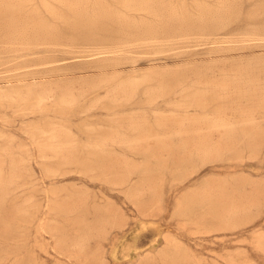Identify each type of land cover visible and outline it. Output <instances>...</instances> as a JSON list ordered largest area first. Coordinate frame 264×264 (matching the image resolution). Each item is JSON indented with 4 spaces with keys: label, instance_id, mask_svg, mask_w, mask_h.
<instances>
[{
    "label": "rangeland",
    "instance_id": "374dc122",
    "mask_svg": "<svg viewBox=\"0 0 264 264\" xmlns=\"http://www.w3.org/2000/svg\"><path fill=\"white\" fill-rule=\"evenodd\" d=\"M11 1L0 0V264H264V60H260L264 58V0H159L161 7L166 3L175 7V14L181 13V17L195 19L208 11L211 15L205 16L227 17L216 35L206 36L193 29L182 35L174 32L160 41L146 39L143 34L155 15L128 11L122 0H86L80 15L90 13L81 19L72 8L56 0H42L43 4L41 0H27L17 6ZM44 3L52 7L47 9ZM37 6L39 13L43 11L41 16ZM57 8L58 12L54 11ZM99 9L112 14L106 11L108 18L94 20L90 14ZM65 12L72 18L65 17ZM24 22L32 25L25 27ZM42 30H52L51 37ZM21 32L27 33V41L21 39L26 36ZM19 39L25 40L23 44ZM38 41L45 43L38 45ZM187 67L196 73L201 71L202 78L210 82L227 79L235 68L260 79L226 93L201 84L204 87L197 90L207 93L201 105H196L201 109L193 110L185 109L179 93H169L148 104L143 90L152 87V80H140L129 106L122 100H110L102 84H96L102 80L117 84L124 79H140L141 74L154 70ZM223 70L227 73L222 74ZM221 94L227 95L222 98ZM66 95H72L69 99L74 103L60 100ZM229 95L234 97L230 99L232 104ZM227 103L229 108L224 107ZM120 114L141 120L140 147L127 149L108 140L117 129L132 134L129 126L122 128V122L116 120ZM188 116L202 120L209 116L203 121L207 124L211 117V123L243 124L247 135L236 133L225 138L214 133L212 144L219 148L218 155L215 151L212 157L208 156L213 152L197 154L192 139L165 137Z\"/></svg>",
    "mask_w": 264,
    "mask_h": 264
},
{
    "label": "bare ground",
    "instance_id": "6f19581e",
    "mask_svg": "<svg viewBox=\"0 0 264 264\" xmlns=\"http://www.w3.org/2000/svg\"><path fill=\"white\" fill-rule=\"evenodd\" d=\"M26 1L27 0H18V1H16V0H12L11 2H14L15 3V5H16V3H19L18 5H20V3L22 4V3H25L26 4ZM52 1V0H51ZM56 1H58V3H60V4H63V5H65L66 7L67 6H69L70 8H72L71 9V11L72 10H74L75 12H77V14H81V11L84 9V5H85V3H86V0H56ZM162 1V0H161ZM161 1H159V0H122L121 1V3H122V5H123V7H125L126 8V10L128 9V11H131V10H135L136 11V13H137V11L138 12H147V14L150 12L151 14L153 13L154 15H155V19H154V22L152 23H147V24H151L150 25V27H147V29H145L144 31H143V34L145 35V38L146 39H149V40H153V41H160V40H163V39H165V38H169V36H171L172 35V33H179L180 35H182V34H186V33H188L189 31H191V30H193V29H196V30H198V31H200L201 32V34H203V35H206V36H209V35H216L217 34V32L221 29V28H223L224 27V25L227 23V21H225L226 20V15H224L225 17V19H223V18H221L222 17V15L220 16L219 14H220V12L218 13V15L220 16V18L219 17H212V16H205V14H210L211 15V13H201V14H204V16L202 15V16H200V17H197V18H185V17H181V13L179 14L178 12V16L175 14V12H176V9H174V8H172V7H170L169 5H166L165 3V5H163L162 3H163V1H162V5H163V7H161L160 6V2ZM236 1V0H235ZM2 2V1H1ZM41 2H42V0H41ZM44 2H47V0L45 1L44 0ZM52 2H54V0L52 1ZM100 1H98V3H99ZM165 2V1H164ZM228 3H229V0L227 1ZM232 2V1H231ZM234 2V1H233ZM49 3V2H48ZM56 3V2H55ZM228 3H226V4H228ZM25 4H23V5H25ZM28 4H29V1H28ZM27 4V5H28ZM42 4H43V2H42ZM90 4V3H89ZM102 4V3H101ZM230 4H232V3H230ZM234 4V3H233ZM12 5H14V4H12ZM22 5V6H23ZM44 5H47V9H50V8H48V6H50V7H52V5H48L47 3H44ZM62 5V6H63ZM104 5H106V4H104ZM121 5V6H122ZM17 6V5H16ZM21 6V7H22ZM26 6V5H25ZM59 6H61V5H59ZM58 6V7H59ZM99 6V5H98ZM100 6H102V5H100ZM107 6V5H106ZM110 6V5H109ZM169 6V7H168ZM228 6H230V5H228ZM232 6V5H231ZM230 6V7H231ZM235 6V5H234ZM7 7H9V5L7 6ZM12 7V6H11ZM19 7V6H18ZM24 7V6H23ZM27 7V6H26ZM45 7V6H44ZM108 7V6H107ZM106 7V8H107ZM230 7H228L229 9H230ZM237 7V6H236ZM14 8V7H13ZM16 8V7H15ZM14 8V9H15ZM20 8V7H19ZM37 9H38V6L36 7ZM54 8V7H53ZM55 8H56V6H55ZM62 8H65L64 6L62 7ZM68 8V7H67ZM86 8V7H85ZM87 8H88V6H87ZM103 8V7H102ZM102 8H100V9H102ZM226 8H227V5H226ZM46 9V10H47ZM100 9H99V11H92V14H90V15H92L91 17H93L94 18V20H95V18L98 20V19H101V18H104L106 15H107V12L109 11V10H106V9H103V10H101L100 11ZM110 10H111V8H109ZM228 9V10H229ZM10 10H11V8H10ZM13 10V9H12ZM23 11H24V9H22ZM22 10H20V12L22 13ZM41 10V9H40ZM54 10V9H53ZM58 10V8L57 9H55L54 11H57ZM85 10V9H84ZM84 10H83V12H84ZM98 10V9H97ZM204 10V9H203ZM223 10H225V9H223ZM235 10V9H234ZM260 10H262L261 8H260ZM259 10V12L261 13V11ZM34 11H35V8H34ZM34 11H31V12H33L34 13ZM42 11V10H41ZM50 11V10H49ZM52 11V10H51ZM66 11V10H65ZM69 11V10H68ZM89 11V10H88ZM87 11V12H88ZM107 11V12H106ZM113 11V10H112ZM111 11V12H112ZM201 11V10H200ZM220 11H221V9H220ZM227 11V10H226ZM15 12H16V10H15ZM19 12V14H21ZM27 12V11H26ZM25 11H24V14H27V15H29L28 13H26ZM29 12V11H28ZM31 12H29V13H31ZM38 13H39V9H38V11H37ZM36 12V13H37ZM43 12V11H42ZM41 12V13H42ZM47 12H48V10H47ZM58 12V11H57ZM61 12H62V10H61ZM86 12V11H85ZM117 12V11H116ZM126 12V11H125ZM141 12V13H142ZM143 12V13H144ZM180 12V11H179ZM203 12H205V10L203 11ZM212 12V11H211ZM214 13H215V11H213ZM221 12H225V11H221ZM230 12V11H229ZM231 12H232V10H231ZM4 13V12H3ZM8 13V12H7ZM11 13V12H10ZM9 13V14H10ZM13 13V12H12ZM11 13V14H12ZM18 13V12H17ZM32 13V14H33ZM41 13H39V15L41 14ZM56 13V12H55ZM66 13V15H67V12H65ZM71 13V12H70ZM88 13H90V12H88ZM88 13H86L87 15H88ZM113 13H115L114 11H113ZM141 13H139V14H141ZM183 13H185V12H183ZM213 13V14H214ZM216 13H217V10H216ZM215 13V14H216ZM256 13V12H255ZM254 13V14H255ZM10 14V15H11ZM31 14V15H32ZM35 14V13H34ZM49 14V13H48ZM51 14V13H50ZM61 14V13H60ZM72 14H74V13H72ZM85 14V13H84ZM83 14V15H84ZM85 14V15H86ZM108 14H112V13H110V11L108 12ZM120 14V13H119ZM150 14V15H151ZM187 14V13H186ZM212 14V15H213ZM257 14V13H256ZM263 14V13H262ZM261 14V15H262ZM16 15V14H15ZM43 15H45V14H43ZM47 15V14H46ZM52 15H53V20H54V13L52 12ZM65 14L63 13V16H64ZM65 15V17H67L68 18V16L69 15H71V14H69V15H67L66 16ZM82 15V16H83ZM118 15V14H117ZM129 15V14H128ZM143 15V14H142ZM184 15V14H183ZM194 15V14H193ZM229 15H233V13L232 14H229ZM5 16H6V14H5ZM34 16V15H33ZM41 16V15H40ZM39 16V17H40ZM55 16H57V15H55ZM60 16V15H59ZM75 16V15H74ZM81 15L79 16V18L78 19H81L80 17H82ZM120 16V15H119ZM198 16V15H197ZM214 16V15H213ZM228 16V15H227ZM256 16H259V14L258 15H256ZM7 17V16H6ZM5 17V18H6ZM11 17H13V15L11 16ZM31 17V16H30ZM44 16H42V18H43ZM62 17V16H61ZM60 17V18H61ZM70 18H72L71 16H69ZM89 17V16H88ZM126 17V16H125ZM190 17V16H189ZM10 18V17H9ZM42 18H40V23L42 22L41 21V19ZM45 18V17H44ZM47 18V17H46ZM56 18V17H55ZM59 17H57L56 19L57 20H59L58 19ZM66 18V19H67ZM107 18H108V15H107ZM120 18V17H119ZM152 18V17H151ZM228 18H230V17H228ZM253 18H255L254 16H253ZM258 18V17H257ZM4 19V18H3ZM7 19H8V17H7ZM13 19H16V18H14L13 17ZM12 19V20H13ZM26 19H28V18H26ZM48 20H49V18H47ZM46 19V20H47ZM69 19V18H68ZM84 19H86V17L84 18ZM91 20L92 18H88V20ZM106 19V18H105ZM113 19H114V17H113ZM117 18L115 17V20H116ZM5 20V19H4ZM44 20V19H43ZM72 20V19H71ZM70 20V21H71ZM110 20V19H109ZM121 20H122V22H123V16L121 15ZM125 20H126V18H125ZM14 21H16V20H14ZM27 21V20H26ZM45 21V20H44ZM64 21V20H63ZM67 21V20H66ZM70 21L68 22V23H70ZM78 20L76 19V23L78 24V22H77ZM81 21V20H80ZM82 21H86L87 22V20H82ZM120 21V20H119ZM118 21V23H120ZM128 21V20H127ZM9 22H12V21H10V19H9ZM23 22V21H22ZM29 21H27V24H29L28 23ZM32 22V21H31ZM31 22H30V25H32L31 24ZM37 22V21H36ZM60 22H61V20H60ZM74 22V21H73ZM121 22V23H122ZM13 23V22H12ZM11 23V24H12ZM19 23H21V22H19ZM26 22H24V24L23 25H25V27H26V25L27 24H25ZM33 23V22H32ZM46 23V22H45ZM44 23V24H45ZM52 23V22H51ZM53 23H55V22H53ZM62 23V22H61ZM67 23V22H66ZM65 23V26L67 25ZM81 23V22H80ZM91 23H92V20H91ZM91 23H87V25L88 24H90V25H92ZM94 23H95V21H94ZM93 23V24H94ZM107 23H109V22H107ZM3 24H5V22H3ZM6 24H8V21H7V23ZM57 24V23H56ZM84 24L85 23H83V25H79V27L81 26H84ZM104 24V23H103ZM123 24V23H122ZM122 24H120V25H122ZM128 25H130L129 23H127ZM2 25V24H1ZM13 25V24H12ZM15 25V24H14ZM29 25V26H30ZM33 25H35L34 23H33ZM40 25V24H39ZM38 25V26H39ZM43 25V24H42ZM45 25H47V24H45ZM51 25V24H50ZM54 26H55V24H53ZM52 25V26H53ZM68 25H70V24H68ZM86 25V26H87ZM95 25V24H94ZM112 25V24H111ZM111 25H110V27H111ZM124 25H126L125 23H124ZM127 25V26H128ZM260 25H261V23H260ZM263 25V24H262ZM10 26V25H9ZM17 26V25H16ZM15 26V27H16ZM28 26V25H27ZM28 26V27H29ZM52 26H51V28H52ZM85 26V27H86ZM93 26V25H92ZM103 26V25H102ZM105 26V25H104ZM132 26V25H131ZM147 26V25H146ZM257 26V25H256ZM259 26V25H258ZM1 27H4L5 28V25L3 26H1ZM6 27H7V25H6ZM14 26H13V28H15ZM20 27H22V26H20ZM24 27V26H23ZM35 27H37V26H35ZM40 27V26H39ZM69 27V26H68ZM70 27H72L71 25H70ZM76 26H74V28H75ZM77 27H78V25H77ZM84 27V28H85ZM90 27V26H89ZM94 27V26H93ZM92 27V28H93ZM99 27V26H98ZM97 27V28H98ZM113 27H115V26H113ZM12 28V27H11ZM32 28H34L33 26H32ZM87 28V27H86ZM123 28H127L128 29V27H123ZM137 28V27H136ZM256 28H258V27H256ZM16 29V28H15ZM18 29H19V27H18ZM25 29V28H24ZM26 29H28V28H26ZM30 29V28H29ZM41 29H42V27H41ZM40 29V30H41ZM54 29V28H53ZM52 29V30H53ZM55 29H56V26H55ZM54 29V30H55ZM58 29H60L59 27H58ZM69 29V28H68ZM79 29V28H78ZM82 30H84V33L85 32H87V31H85V29H83V28H81ZM91 29V28H90ZM104 29V28H103ZM115 29V28H114ZM119 29V28H118ZM13 30V29H12ZM31 30V29H30ZM34 30V29H33ZM40 30H39V32H40ZM48 30H50L49 28H48ZM52 30L49 32H46L47 31V29H46V31L45 30H42L43 32H46V35H49V33H51L52 32ZM100 30V29H99ZM98 30V31H99ZM102 30V29H101ZM129 30V29H128ZM138 30V29H137ZM257 31L259 30V29H256ZM6 31V30H5ZM10 30H7L6 32H9ZM18 31V30H17ZM17 31H15V32H17ZM21 31V30H20ZM26 31V30H25ZM25 31H23V32H25ZM41 31V32H42ZM58 31H61V30H58ZM71 31H72V29H71ZM76 31V30H75ZM74 30H73V32H75ZM79 31V30H78ZM77 31V32H78ZM96 31V30H95ZM94 31V32H95ZM108 31V30H107ZM106 31V32H107ZM117 31V30H116ZM135 31V30H134ZM139 31V30H138ZM13 32V31H12ZM19 32V31H18ZM27 33H30V32H32V31H29V30H27L26 31ZM38 32V31H37ZM38 32V33H39ZM65 32V31H64ZM89 32H90V30H89ZM92 32V31H91ZM102 32H104L103 30H102ZM112 32V31H111ZM114 32H115V30H114ZM119 32V31H118ZM121 32V31H120ZM125 32V31H124ZM124 32H122V33H124ZM137 32V31H136ZM260 32H261V29H260ZM10 33H11V31H10ZM10 33H8V34H10ZM14 33V32H13ZM20 33V32H19ZM26 33V34H27ZM36 33V32H35ZM48 33V34H47ZM53 33H54V31H53ZM55 33H56V31H55ZM58 33H60V32H57V36H58ZM68 33V32H67ZM125 33H127V32H125ZM124 33V34H125ZM207 33V34H206ZM21 34L24 36V35H26L25 33L23 34L22 32H21ZM20 34V35H21ZM32 34H33V32H32ZM62 35L64 34L63 32L61 33ZM68 34H70V33H68ZM96 34V33H95ZM100 34H102V33H100ZM110 34V33H109ZM113 34V33H112ZM11 35V34H10ZM9 35V36H10ZM13 35V34H12ZM11 35V36H12ZM19 35V34H18ZM29 35V34H28ZM38 35V34H37ZM40 35V34H39ZM42 33H41V38H42ZM55 35V34H54ZM60 35V34H59ZM75 35V34H74ZM77 35V34H76ZM79 35V34H78ZM83 35V34H82ZM87 35V34H86ZM85 35V36H86ZM89 35V34H88ZM90 35H92V33H90ZM99 35V34H98ZM32 36V35H31ZM50 36V35H49ZM53 36V35H52ZM71 36V35H70ZM104 36V35H103ZM5 37H6V33H5ZM13 37H15V35L13 36ZM19 37V36H18ZM17 37V38H18ZM34 37H36L35 35H34ZM39 37V36H38ZM37 37V38H38ZM43 37H47V36H43ZM51 37V36H50ZM64 37H65V35H64ZM78 37V36H77ZM98 37V36H97ZM105 37V36H104ZM103 37V38H104ZM106 37H108V36H106ZM114 37V36H113ZM12 38V37H11ZM33 37H31V40H33L32 39ZM40 38V39H41ZM71 38V37H70ZM74 38V37H73ZM71 39V40H74V39ZM82 38V40H84V38L83 37H81ZM80 38V39H81ZM90 38V37H89ZM7 39H10V38H8V36H7ZM21 39H25L26 41H27V35L26 36H24V38H21ZM29 39V38H28ZM47 39V38H46ZM46 39H43L44 41L46 40ZM59 39V37L57 38V40ZM63 39V41H67V39H64V38H62ZM61 39V40H62ZM102 39V38H101ZM12 40H16V39H14V38H12ZM20 40V39H19ZM25 40H23V41H25ZM34 40H35V38H34ZM36 40H38V39H36ZM35 40V41H36ZM54 40H56V37L54 38ZM53 40V41H54ZM69 40V39H68ZM70 40V41H71ZM167 40V39H166ZM21 42H22V44H23V41L22 40H20ZM19 41V42H20ZM30 42L29 40H28V42H30V43H37V42ZM47 41V40H46ZM75 41H77V38L75 39ZM43 42V41H42ZM41 42V43H42ZM47 42H49V41H47ZM51 42V41H50ZM74 42V41H73ZM169 42V41H168ZM29 43V44H30ZM38 43H40L39 41H38ZM38 44V45H43V43H45V42H43L42 44ZM59 43H60V45H61V41H59ZM27 43H24V45H26ZM52 44H53V42H52ZM51 44V45H52ZM55 44H57V42L55 43ZM54 44V45H55ZM28 45V44H27ZM26 45V46H27ZM33 45V44H32ZM37 45V46H38ZM47 45V44H46ZM50 45V44H49ZM57 45H59V44H57ZM28 46H30V45H28ZM36 46V47H37ZM31 47V46H30ZM26 48H28V47H26ZM31 49V48H30ZM100 50H102V49H100ZM86 53V52H85ZM263 57V56H262ZM257 58H260V57H257ZM256 58V59H257ZM249 60V59H248ZM258 60V59H257ZM260 60H264V58H260ZM259 60V61H260ZM231 61V60H230ZM234 62H235V60H233ZM233 61H231V63L233 62ZM250 61V60H249ZM253 61H254V58H253ZM261 61V62H262ZM237 62H238V60H237ZM243 62V61H242ZM241 62V63H242ZM251 62V61H250ZM249 62V63H250ZM257 62V61H256ZM255 62V63H256ZM264 62V61H263ZM254 63V64H255ZM238 64V63H237ZM246 64H247V61H246ZM241 65H243V63L241 64ZM249 65V67H250V64H248ZM259 65V63H257V66ZM261 65V64H260ZM264 65V63L262 64V66ZM230 66H232V65H230ZM245 66H247V65H245ZM245 66H244V68H245ZM257 66H254V67H256L257 68ZM238 67H240V65L238 66ZM243 67V66H242ZM251 67H252V65H251ZM253 67V68H254ZM261 67V66H260ZM264 67V66H263ZM235 68V67H234ZM262 68V67H261ZM261 68L259 69V67L257 68V69H259L260 71H261ZM168 69V68H167ZM232 69V68H231ZM236 69V68H235ZM234 69V71H233V75H228V77H227V79H224V80H221V81H216V82H210V81H205L203 78H202V72L201 71H199V72H197V74H199V79L197 80V82L199 83V84H202V85H204L205 83H207L208 84V86L210 87V86H213V87H218V88H220V91H221V89L226 93V91H228L229 89H231L232 87H238V88H240V87H242L243 86V84L242 83H247L248 81H249V84H251L250 82L252 81V79L255 77V75H253L254 77H252L251 75H249V73L250 72H247V70L245 71V70H243V68L242 69H240V68H238V69H236L235 70ZM247 69V68H246ZM263 69V68H262ZM159 70V69H158ZM169 70V69H168ZM178 70V69H177ZM177 70H174V69H172V70H169V71H167V72H158V71H156V72H154L153 70V73L151 72V73H147V74H144V75H140V76H142L140 79H137V80H130V78H129V80L127 81V79L125 80L124 79V81H126V82H124L123 80V82L122 83H118L117 82V84H115L114 82H112V81H110V80H102L101 82H97L96 84H102V87L104 88V89H106V95H110L111 96V98L112 99H110V100H113V101H117L118 102V100H122V101H124V103H126L128 106H129V104H131L132 102H134V100H133V98H134V96L136 95V93H137V90H138V86H139V83H140V80L141 81H145L146 83L148 82L147 80H149V82L148 83H150L151 81L150 80H152V82H153V85H152V87H150L147 91H145V90H143V92L145 93L146 92V94H145V97L147 96V100L149 101H147L146 99V101H147V103L149 104L151 101H153V102H155V100H157V99H160L161 97H163V96H165V95H167V94H169V93H171L174 89H180V91H182L181 93H184V95L185 96H183V98H185V99H183V101H182V104L184 105V106H186V107H193V106H196V105H201V102H203V99H205L204 97V93H207V92H204V93H202L201 91H193L194 90V88H192L193 87V85L190 83V82H188V80H190V79H188V80H186L185 79V76H186V73L185 72H181V73H176V71ZM251 70V69H250ZM249 70V71H250ZM256 70V69H255ZM147 71H149V70H147ZM162 71V70H161ZM166 71V70H165ZM208 71V70H207ZM207 71L206 72H204V73H206L207 74ZM224 71V70H223ZM226 71V70H225ZM224 71V73H222V74H226L227 72H225ZM247 72V73H245V72ZM260 71H258L257 73H259ZM150 72V71H149ZM178 72V71H177ZM229 72V71H228ZM252 72H256V71H254V69H253V71ZM143 73H145V72H143ZM264 73V72H263ZM133 74H135V73H133ZM132 74V75H133ZM139 74V73H138ZM205 74V75H206ZM232 74V73H231ZM251 74V73H250ZM253 74V73H252ZM260 74V73H259ZM261 75V74H260ZM260 75H258V76H260ZM113 76V75H112ZM112 76H110V78L112 77ZM131 76V75H130ZM136 76V75H135ZM169 76H171V77H169ZM207 76V75H206ZM205 76V77H206ZM105 78H107L106 76H104ZM114 77V76H113ZM127 77V76H126ZM169 77V78H168ZM211 77V76H210ZM101 78V77H100ZM119 78V77H118ZM123 78V77H122ZM121 78V79H122ZM197 78H198V76H197ZM196 78V79H197ZM224 78H226V77H224ZM256 79H260V77L259 78H257L256 77ZM256 79H253V82H255L254 80H256ZM217 80V79H216ZM245 80H246V82H245ZM91 81H92V79H91ZM90 81V82H91ZM94 81V80H93ZM96 81V80H95ZM114 81V80H113ZM193 82V81H192ZM195 82V81H194ZM193 82V83H194ZM88 83V82H87ZM143 83V82H142ZM146 83H143L144 85L146 84ZM196 83V82H195ZM257 83H259L258 81H257ZM257 83H255V84H257ZM261 83V82H260ZM263 83V82H262ZM85 84V83H84ZM93 84V83H92ZM143 84H140V85H142L143 86ZM248 84V83H247ZM254 84V83H253ZM264 84V83H263ZM88 85V84H87ZM86 85V86H87ZM242 85V86H241ZM258 86L260 85V84H257ZM148 86V85H147ZM196 86H197V83H196ZM200 86V85H199ZM244 86H246V85H244ZM253 86V85H252ZM37 87V86H36ZM91 87H92V85H91ZM99 87V86H98ZM140 87V86H139ZM145 87V86H144ZM201 87H204V86H201ZM260 87V86H259ZM13 88V87H12ZM42 88H43V86H42ZM147 88V87H146ZM193 90H192V89ZM215 88V89H216ZM218 88L216 89V90H218ZM249 88H251V87H249ZM253 88V87H252ZM251 88V89H252ZM261 88H263V87H261ZM27 89V88H26ZM44 89V88H43ZM244 89H246V88H243V90ZM256 89V88H255ZM258 89V88H257ZM257 89H256V92H257ZM260 89V88H259ZM264 89V88H263ZM5 90V89H4ZM7 90V89H6ZM19 90V89H18ZM97 90V89H96ZM100 90V89H99ZM211 90V89H210ZM214 90V89H213ZM249 90V89H248ZM11 91V90H10ZM13 91V90H12ZM15 91V90H14ZM21 91H23V90H21ZM185 91V92H184ZM202 91H204V89H202ZM232 91V90H231ZM230 91V92H231ZM237 91V90H236ZM247 91V90H246ZM250 91V90H249ZM252 91V90H251ZM260 91V90H259ZM3 92V91H2ZM28 92H30V91H28ZM219 92V91H218ZM229 92V93H230ZM241 92V91H240ZM244 92V91H243ZM243 92H241V93H243ZM248 92V91H247ZM262 92V91H261ZM6 93H8V92H6ZM11 93V92H10ZM13 93H15V92H13ZM17 93H19L20 94V92H17ZM45 93V92H44ZM178 93V92H177ZM220 93H222V91L220 92ZM232 93V92H231ZM234 93H236L235 91H234ZM254 93H255V91H254ZM3 94H4V97H5V93L3 92ZM23 94V93H22ZM28 95H29V93H27ZM215 94V93H214ZM217 94V93H216ZM219 94V93H218ZM228 94V93H227ZM227 94H225L224 96H222L223 94H221V95H219V96H221L222 98H224ZM247 94V93H246ZM258 94V93H257ZM1 95V97L3 98V96H2V94H0ZM7 95V94H6ZM17 95V94H16ZM28 95H27V97H28ZM37 95H40V94H37ZM62 95V94H61ZM68 95H69V93H68ZM73 95V94H72ZM72 95H70V96H72ZM233 95V94H232ZM235 95H237V94H235ZM243 95V94H242ZM252 95H253V93H252ZM252 95H250L251 97H252ZM255 95H256V93H255ZM260 95V97H263V96H261V94H259ZM262 95H263V92H262ZM11 96H12V94H11ZM21 96V95H20ZM19 96V98H21ZM42 96V95H41ZM69 96V97H70ZM190 96V97H189ZM207 96V95H206ZM215 96V95H214ZM217 97H219L218 95H216ZM229 96H231V95H229ZM254 96V95H253ZM35 97V96H34ZM39 97V96H38ZM37 96H36V98H38ZM62 97H63V95H62ZM65 97V96H64ZM69 97L66 95V97L65 98H62V99H60L61 101L63 100V102L64 101H67L68 102V104H70L71 105V103H70V101L71 102H73L74 100L72 99V100H70L69 99ZM73 97V96H72ZM144 97V96H143ZM166 97V96H165ZM233 96H231L230 98H229V100L232 98ZM12 98V97H11ZM110 98V97H109ZM188 98L190 99V100H188ZM222 98H220V100L222 99ZM235 98H238L237 96L235 97ZM242 98V97H241ZM246 98H248V97H246ZM257 98V97H256ZM12 99H14V98H12ZM32 99V98H31ZM39 99V98H38ZM44 99V98H43ZM43 99L41 100V101H39V102H43ZM76 99V98H75ZM228 99V98H227ZM233 99H234V97H233ZM242 99H244V98H242ZM242 99H241V101H242ZM249 99H252V98H249ZM258 99H260L259 97H258ZM258 99L257 100H255V102H257L258 101ZM8 100V99H7ZM29 100V99H28ZM36 100V99H35ZM133 100V101H132ZM238 100V99H237ZM239 100H240V98H239ZM245 100V99H244ZM248 100V99H247ZM253 100H254V98H253ZM253 100H251V101H253ZM264 100V99H263ZM21 101V100H20ZM24 101V100H23ZM141 101H143V100H141ZM146 101H143V102H146ZM162 101H163V99H162ZM166 101V100H165ZM233 101V100H232ZM10 102V101H9ZM38 102V103H39ZM62 102V103H63ZM138 102H140V100L138 101ZM137 102V103H138ZM222 102V101H221ZM226 102H228V101H226ZM230 102H231V100H230ZM247 102V101H246ZM245 102V104H246V106H248L247 105V103ZM254 102V103H255ZM259 102H261V100H259ZM263 102V101H262ZM14 103V102H13ZM40 103V104H41ZM61 103V104H62ZM74 103V102H73ZM72 103V104H73ZM115 104H118V103H116V102H114ZM146 103V104H147ZM152 103V102H151ZM223 103V102H222ZM236 103V102H235ZM238 103V102H237ZM249 103V102H248ZM147 104V105H148ZM167 104V103H166ZM231 104H232V102H231ZM242 104V103H241ZM244 104V103H243ZM242 104V105H243ZM251 104V103H250ZM261 104V103H260ZM66 105H67V103H66ZM74 105V104H73ZM224 105V104H223ZM252 105H254V104H252ZM2 106V105H1ZM39 106V105H38ZM228 106V108L230 107V104L228 105V103L226 104V106L224 105V107H227ZM232 106V105H231ZM244 106V105H243ZM243 106H241V107H243ZM255 106V105H254ZM261 106V105H260ZM35 107H36V105H35ZM40 107V106H39ZM38 107V108H39ZM171 107V106H170ZM233 107V106H232ZM234 107H235V105H234ZM237 107V106H236ZM238 107H240V103H239V106ZM249 108H251L250 106H248ZM257 107H259V106H257ZM257 107L255 108V109H257ZM176 108V107H175ZM245 108V107H244ZM248 108V109H249ZM262 108H263V106H262ZM177 109V108H176ZM236 108H234L233 110H235ZM239 109V108H238ZM246 109V108H245ZM251 110V109H250ZM249 110V111H250ZM258 110V109H257ZM227 111H229V109L227 110ZM226 111V112H227ZM242 111H243V108H242ZM241 111V113H243ZM246 111H248V110H246ZM252 111V110H251ZM250 111V112H251ZM260 111V110H259ZM259 111H257L258 112V114H260V112ZM132 112V111H131ZM134 112H136V111H134ZM138 112V111H137ZM225 112V111H224ZM250 112H248V113H250ZM255 112H256V110H255ZM264 112V111H263ZM159 114H161L160 112H158ZM158 113H156V114H158ZM247 113V114H248ZM253 113V112H252ZM251 113V114H252ZM126 114V113H125ZM132 114V113H131ZM134 114V113H133ZM156 114H154V115H156ZM164 114V113H163ZM170 114H172V113H170ZM225 115H226V113H224ZM129 115V114H128ZM136 115V114H135ZM139 115H143V113H141V114H139ZM139 115H137V116H139ZM144 115H145V113H144ZM220 115V114H219ZM242 115H243V117H244V115H245V113L244 114H241V117H242ZM250 115V114H249ZM120 116H122V114H120ZM119 116V117H120ZM126 116V115H125ZM125 116H122L121 118H117L116 120L119 122L120 121V123H121V125H122V128L123 127H125V126H129V128H130V130H131V132H132V134L131 135H127L126 133H124L123 132V130H118L117 129V131H113V133H111L109 136H108V140L109 141H112V142H115V143H117V144H119L120 146H122V147H124V148H127V149H136V148H138V146L140 145V143H141V139H143V137H141V136H139L138 135V133H139V129H141L142 128V126L140 125V121L138 120V117H136V118H134V117H132V119H131V117L130 118H127L126 119V117ZM227 116V115H226ZM225 116V117H226ZM240 116V115H239ZM247 116V115H246ZM250 116H252V115H250ZM253 116H255V113L253 114ZM115 117V116H114ZM198 117H199V114H198ZM200 117H201V115H200ZM206 117V116H205ZM208 118L207 119H204L203 118V120L202 119H200V118H195V117H192L191 116V118L188 116V117H184L183 119H181L180 120V123H179V125H178V127L177 128H175V129H173V130H170V131H168L167 132V134H166V136L165 137H167V138H171V137H173V136H176V137H179L180 139H184V138H187V140H189V139H192V141H193V144L195 145V147H196V151H195V153H197V154H201L202 155V153H208L209 154V152H213V151H215V153H216V155H218L217 153H218V149H215V144H212V138H211V135H214V133H217V134H220L221 133V135H225L224 137L225 138H227L228 136H229V138H230V136L232 135H234V134H236V133H238V134H246L247 135V132L245 131V126H243V122L241 123L242 125H237V123H236V125H233L231 122V124L232 125H230V123H229V125H227L228 124V121L226 122V124H220V123H211L212 121V117H211V119H210V121H207V122H210V123H206V122H203V121H206V120H208L210 117L209 116H207ZM219 117V116H218ZM228 117V116H227ZM230 117H232L231 115H230ZM257 117H258V115H257ZM261 117V116H260ZM214 118H215V116H214ZM221 119H223V120H225V118H223L222 117V115H221V117H220ZM254 118V117H253ZM259 118V117H258ZM145 120L147 119L146 117L144 118ZM228 119V118H227ZM242 119V118H241ZM248 119V118H247ZM246 119V120H247ZM252 119V118H251ZM254 119H256V117L254 118ZM261 119V118H260ZM263 119H264V117H263ZM263 119H261V120H263ZM218 120L221 122V120L218 118ZM222 120V122H224ZM236 121L237 122V120H239V119H233V121ZM244 120V119H243ZM249 120V119H248ZM253 120V119H252ZM116 121V122H117ZM215 121H216V119H215ZM230 121V120H229ZM234 121V122H235ZM258 121H260V120H258ZM113 122H114V120H113ZM239 122V121H238ZM252 122V121H251ZM254 122H256L255 120H254ZM248 123H249V121L248 122H246L245 123V125H247V127H248ZM260 122H258V124H259ZM240 124V123H239ZM254 124V123H253ZM253 124H251V127H253ZM249 125H250V123H249ZM255 125V124H254ZM56 126V125H55ZM62 128H65V127H62ZM112 129V128H111ZM253 130H256V129H254V128H252ZM40 130H42V132H44L43 131V129H40ZM40 130H38V131H40ZM64 130V129H63ZM67 130V129H66ZM114 130V129H113ZM116 130V129H115ZM68 131V130H67ZM66 131V132H67ZM70 131V130H69ZM56 132V131H55ZM55 132H53V130H52V132L51 133H55ZM111 132H112V130H111ZM45 133V132H44ZM69 133V132H68ZM71 134H72V132H70ZM44 135V134H43ZM47 135H48V133H47ZM49 135H52V134H50L49 133ZM57 135H59V134H57ZM69 135V134H68ZM220 135V136H221ZM45 136H46V133H45ZM60 136V135H59ZM227 136V137H226ZM54 137V136H53ZM62 137H64V131H63V136ZM67 137V136H66ZM223 137V136H222ZM224 137H223V140L225 141V139H224ZM243 137V136H242ZM61 138V137H60ZM59 138V139H60ZM103 138V137H102ZM220 138V141H221V137H219ZM235 138V137H234ZM233 138V139H234ZM53 139V138H52ZM55 139H56V137H55ZM54 139V140H55ZM58 139V138H57ZM56 139V140H57ZM63 140V139H62ZM170 140V139H169ZM185 140V139H184ZM222 140V141H223ZM49 141H50V139H49ZM104 141H106V139H104ZM63 142H64V140H63ZM62 141H61V143H63ZM107 142V141H106ZM172 142V141H171ZM211 142V143H210ZM220 142H218V144H219ZM217 144V143H216ZM64 146H66L65 144H63ZM72 145V144H71ZM50 146H52V145H50ZM70 146V145H69ZM95 146V145H94ZM97 146V145H96ZM102 146V145H101ZM53 147V146H52ZM67 147H68V142H67ZM140 147V146H139ZM219 147V146H218ZM56 148V147H55ZM59 148H61V149H59V151H61L62 150V147L61 146H59ZM91 148H92V145H91ZM97 150V149H96ZM93 151H94V149H93ZM217 151V152H216ZM56 152H57V149H56ZM64 152V151H63ZM101 153H103V152H101ZM105 153V152H104ZM103 153V154H104ZM214 152H213V155H209L208 157H212V156H214V154H215ZM67 154H69V153H67ZM116 154V153H115ZM196 154V156H197V158H198V155ZM58 156V155H57ZM96 156V155H95ZM203 156H206V154L205 155H203ZM45 157V156H44ZM94 157V156H93ZM207 157V158H208ZM47 158V157H46ZM205 158V157H204ZM207 158H206V160H207ZM52 159V158H51ZM50 159V160H51ZM68 159V158H67ZM201 161V160H200ZM205 161V160H204ZM208 161V160H207ZM206 162V161H205ZM10 172V171H9Z\"/></svg>",
    "mask_w": 264,
    "mask_h": 264
},
{
    "label": "crops",
    "instance_id": "0c3cea01",
    "mask_svg": "<svg viewBox=\"0 0 264 264\" xmlns=\"http://www.w3.org/2000/svg\"><path fill=\"white\" fill-rule=\"evenodd\" d=\"M177 71H178V72H177ZM177 71H176V73H178V74L181 73L182 71L186 73L185 79H186V80L190 79V80H188V82H190V83L193 85L192 88H194V90L191 88L193 91H196L198 88L201 87V86H199V85H201V84H199V83L197 82V80L199 79V74H197L195 71H193L190 67H187V68H184V69H178ZM198 72H199V71H198ZM197 76H198V78H197ZM169 77H171V76H169ZM169 77H168V78H169ZM196 78H197V79H196ZM192 81H193V82L195 81V82L197 83V86H196V83H195V82L193 83ZM177 92H178L179 94L185 96L184 93H181L182 91H180L179 88H178V89H174L171 93H173V94H174V93L178 94ZM184 92H185V91H184ZM182 101H183V98H182L181 102H182ZM185 109H188V110L192 109V110H193V109H201V107H197V106L186 107V106H185Z\"/></svg>",
    "mask_w": 264,
    "mask_h": 264
}]
</instances>
